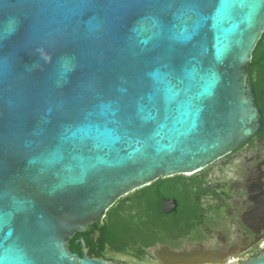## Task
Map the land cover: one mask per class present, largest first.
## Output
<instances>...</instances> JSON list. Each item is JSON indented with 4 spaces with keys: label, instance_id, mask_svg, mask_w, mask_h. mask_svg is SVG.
<instances>
[{
    "label": "water",
    "instance_id": "water-1",
    "mask_svg": "<svg viewBox=\"0 0 264 264\" xmlns=\"http://www.w3.org/2000/svg\"><path fill=\"white\" fill-rule=\"evenodd\" d=\"M263 31L264 0H0V264H121L69 242L259 128Z\"/></svg>",
    "mask_w": 264,
    "mask_h": 264
},
{
    "label": "flooded vegetation",
    "instance_id": "flooded-vegetation-1",
    "mask_svg": "<svg viewBox=\"0 0 264 264\" xmlns=\"http://www.w3.org/2000/svg\"><path fill=\"white\" fill-rule=\"evenodd\" d=\"M247 75L261 113L260 126L250 137L196 173L157 179L148 190L141 191L144 187L119 198L113 217H108L111 206L102 224L80 233L76 242L83 236L98 239L102 241L99 256L121 264L181 263L164 256L165 249L202 247L208 252L203 258L211 261L199 264L242 262L260 254L264 249V31L252 51ZM112 225V241L104 240ZM96 230L100 234L94 237Z\"/></svg>",
    "mask_w": 264,
    "mask_h": 264
},
{
    "label": "trees",
    "instance_id": "trees-1",
    "mask_svg": "<svg viewBox=\"0 0 264 264\" xmlns=\"http://www.w3.org/2000/svg\"><path fill=\"white\" fill-rule=\"evenodd\" d=\"M148 188H150V187L148 186L141 191L148 190ZM115 210H116L115 207L112 206L108 211V217H113ZM113 227L114 226L112 225L110 227V231L106 232L104 240L106 239L108 241H112L111 239L113 237ZM80 236H82L80 233H76L69 242L70 250L78 253L79 255H80V244L78 242H76V239ZM83 238H84V241H85L87 246L91 245L90 254H95V255L99 256V254L102 252V245H101L102 241H99L98 239H96V240H94L96 242H94L85 236H83Z\"/></svg>",
    "mask_w": 264,
    "mask_h": 264
}]
</instances>
